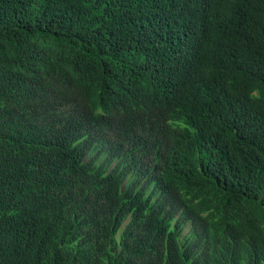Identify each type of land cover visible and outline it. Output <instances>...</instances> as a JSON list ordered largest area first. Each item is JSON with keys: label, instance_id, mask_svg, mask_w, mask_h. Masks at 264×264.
<instances>
[{"label": "trees", "instance_id": "1", "mask_svg": "<svg viewBox=\"0 0 264 264\" xmlns=\"http://www.w3.org/2000/svg\"><path fill=\"white\" fill-rule=\"evenodd\" d=\"M0 264H264V0H0Z\"/></svg>", "mask_w": 264, "mask_h": 264}]
</instances>
